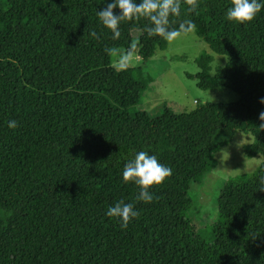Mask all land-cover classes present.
<instances>
[{
    "label": "trees",
    "instance_id": "obj_1",
    "mask_svg": "<svg viewBox=\"0 0 264 264\" xmlns=\"http://www.w3.org/2000/svg\"><path fill=\"white\" fill-rule=\"evenodd\" d=\"M198 3L195 13L182 4L170 27L191 19L195 34L228 57L211 76L213 56L200 54L193 77L238 100L164 108L147 120L128 111L150 82L146 62L167 41L146 35V19L122 20L112 40L96 17L105 0H0V264H264V9L239 24L224 18L231 0ZM119 46L141 64L114 68ZM238 130L254 138L245 154L263 162L223 183L210 243L190 217V187ZM139 150L172 173L150 187L152 202L135 201L139 215L122 229L104 213L116 200L134 201L138 189L120 171Z\"/></svg>",
    "mask_w": 264,
    "mask_h": 264
},
{
    "label": "rangeland",
    "instance_id": "obj_2",
    "mask_svg": "<svg viewBox=\"0 0 264 264\" xmlns=\"http://www.w3.org/2000/svg\"><path fill=\"white\" fill-rule=\"evenodd\" d=\"M133 35L137 37L140 33L134 31ZM134 49H137V46ZM122 50L130 51L125 46H119L112 52L111 64L114 68ZM205 52L213 56L210 70L212 76L217 67L225 65L228 57L214 53L194 31L181 33L175 40L167 41L165 49L156 47L143 69L150 82L140 103L128 112L140 117L146 115L145 119L148 120L156 117L164 108H170L175 113H187L207 102H236L238 95L228 88L203 90L198 87L197 79L193 77L199 72L195 60ZM131 53L129 65L141 64L137 52ZM253 141L252 135L238 130L232 140L214 154L216 164L212 170L200 183H194L190 187V217L196 225V233L210 243L213 242V231L220 229L216 199L223 183L236 175L253 172L263 162L261 154L252 157L245 154V147Z\"/></svg>",
    "mask_w": 264,
    "mask_h": 264
},
{
    "label": "clouds",
    "instance_id": "obj_3",
    "mask_svg": "<svg viewBox=\"0 0 264 264\" xmlns=\"http://www.w3.org/2000/svg\"><path fill=\"white\" fill-rule=\"evenodd\" d=\"M105 3L106 7L96 10V17L100 24L110 31L112 40L119 39L121 35L119 25L122 20L142 17L148 21L143 29L148 37L159 36L171 42L181 33L194 31L195 23L191 19H185L173 28L170 27V17L181 15L182 4L184 11L188 13H195L199 7L198 0H105ZM114 9L118 11L114 12ZM262 9L264 0H231L230 6L224 11V18L226 21L243 24L252 21ZM90 35L95 37L96 32L92 31ZM131 56V51L122 50L115 67L121 71L126 70ZM260 103L264 104V97L260 98ZM259 119L264 121V111L259 113ZM6 126L14 129L18 126L17 121L10 119ZM171 173L172 169L161 164L155 154H149L145 150L136 151L124 162L120 171L122 181L131 182L138 189L134 201L116 200L108 205L104 215L117 220L119 226L126 229L129 221L139 215L135 201L152 202L155 196L149 190L150 187L161 184ZM261 181L264 182V177H261Z\"/></svg>",
    "mask_w": 264,
    "mask_h": 264
}]
</instances>
